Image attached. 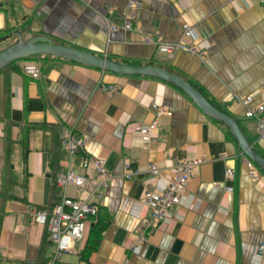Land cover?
<instances>
[{
    "label": "crops",
    "instance_id": "1",
    "mask_svg": "<svg viewBox=\"0 0 264 264\" xmlns=\"http://www.w3.org/2000/svg\"><path fill=\"white\" fill-rule=\"evenodd\" d=\"M127 1L0 0V8L7 11L11 31H23L24 37L43 36L96 57L180 76L236 119L264 158V142L234 99L253 95L251 106L264 100V0H139L132 29L124 31L119 27ZM4 16L0 29L6 28ZM185 26L192 33L184 40ZM147 34L165 43L183 39L198 53L164 56L145 42ZM24 62H34L41 78L26 76ZM15 66L0 72V193L10 196L0 197V264H43L44 226L35 215L62 197L55 176L64 166V152L53 138L56 126L72 129L84 143L79 155L103 159L110 178L96 203L108 223L93 250L82 256L96 220L88 216L84 239L54 264H264V254L255 257L257 247L264 246V172L252 162L259 178H250L238 143L223 123L156 78L104 72L51 56ZM101 86L116 92L106 94ZM153 105L167 112L156 115ZM154 121L158 128L145 142L135 128ZM195 157L205 162L188 182L180 205L138 253H131L148 214L141 202L144 189L163 187L173 166ZM126 164L140 173L126 177ZM149 165L160 175L149 176ZM228 169L234 171L230 180ZM79 171L89 179L84 187H66L72 199L84 198L102 181L91 168ZM53 255L51 242L45 264H53Z\"/></svg>",
    "mask_w": 264,
    "mask_h": 264
},
{
    "label": "built area",
    "instance_id": "2",
    "mask_svg": "<svg viewBox=\"0 0 264 264\" xmlns=\"http://www.w3.org/2000/svg\"><path fill=\"white\" fill-rule=\"evenodd\" d=\"M141 10L139 0H128L125 6L124 15L122 17L121 28L124 31L132 29V23L137 18ZM110 30H117L118 27L110 26ZM191 29L187 26L183 28V39L191 37ZM180 40L177 43H165L160 39H153L150 34L145 35V42L154 45L158 52L164 56H171L177 51H185L192 54H197L198 50L184 41ZM202 57V56H201ZM23 73L32 78L40 79L41 71L34 63L24 62L21 65ZM106 94H113L116 89L113 86H101ZM237 103L245 107V118L251 121L254 125V134L259 141L264 142V100L260 103L251 106L253 95H235ZM156 115H163L167 111L164 107L157 105L152 106ZM158 128L156 121L150 125H137L135 130L143 136V140L147 142L150 135ZM61 147L64 152V166L56 177V183L62 191L60 202L55 205L51 212H42L35 215V221L44 226L47 222L50 241L54 245L53 264L61 261L64 254L72 251L73 243L80 242L84 239L86 218L94 216L96 213L97 202L101 199V190L107 187V181L110 174L105 167L103 159L95 157H85L79 155V151L83 148L82 139L74 135L72 129H61L60 133ZM243 162L246 164L249 176L253 181L259 178L258 169L248 160L243 154L240 155ZM202 157H195L177 163L169 170L166 176L165 185L161 188H145L142 195V205L147 211V216L141 219L140 229L136 239L129 247L131 253H138L141 247L147 240V236L153 233L161 224L165 223L172 210L180 205L182 195L185 192L188 182L196 175L198 169L203 165ZM126 166L125 176L130 178L138 175V170H130L128 164ZM80 167L91 168L102 177L92 190L84 192L87 194L84 198L72 199L65 194L67 186L84 187L89 179L86 173L79 171ZM149 176L156 177L160 175V169L155 165L147 167ZM234 171L226 170L225 177L227 180L232 179ZM231 188H226L230 191ZM92 198L97 201H90ZM264 254V246L257 247L255 257H261Z\"/></svg>",
    "mask_w": 264,
    "mask_h": 264
},
{
    "label": "water",
    "instance_id": "3",
    "mask_svg": "<svg viewBox=\"0 0 264 264\" xmlns=\"http://www.w3.org/2000/svg\"><path fill=\"white\" fill-rule=\"evenodd\" d=\"M8 40L12 42L0 50V70L21 59L51 56L97 68L104 72L156 78L175 86L184 92L208 117L223 123L236 139L242 154L264 172V158L252 149L242 134L237 120L215 108L194 86L180 76L152 65H124L103 57H96L89 53L54 44L47 37H24L23 31L11 32L0 37V43Z\"/></svg>",
    "mask_w": 264,
    "mask_h": 264
},
{
    "label": "trees",
    "instance_id": "4",
    "mask_svg": "<svg viewBox=\"0 0 264 264\" xmlns=\"http://www.w3.org/2000/svg\"><path fill=\"white\" fill-rule=\"evenodd\" d=\"M6 12V13H5ZM0 13H4L5 14V19L6 21L8 20V15H7V11L5 9H2L0 8ZM5 34H8V33H11L12 31L9 30H5ZM3 34V36L5 35ZM24 36V35H23ZM30 59V58H29ZM29 59H23L24 61H27ZM19 61H16L14 63H12L11 65L7 66L6 68L0 70L3 71L9 67H13V69H17V67L15 66ZM60 133H61V130L58 126L55 127V130H54V135H53V138L55 139V141L57 142L58 146L61 147V139H60ZM62 149V147H61ZM63 151V150H62ZM56 177L57 175L55 176V180H56ZM4 193H0V197L2 198V200H4L6 197L9 198L10 196H7L6 197L3 195ZM59 203V202H58ZM55 206L54 205H51L49 207V209L45 212H47L48 214L51 212L52 208ZM95 223H93L92 225V233H93V236L91 238V242L88 243L87 247L85 248L84 252L82 253V256L84 258H87V256L91 253V251L93 250L94 246L92 245V243H97V240L100 236V234L104 231V229L106 228V224L108 223V219H106L104 216L100 215V210H99V206H97L96 208V213H95ZM47 238L48 241H46L45 239ZM49 244H51V241H50V237H49V232H48V229H47V222L44 224V241H43V246H42V250H41V253H40V260L42 261L43 264H45V261H44V254H45V251L47 250ZM47 264V263H46Z\"/></svg>",
    "mask_w": 264,
    "mask_h": 264
},
{
    "label": "rangeland",
    "instance_id": "5",
    "mask_svg": "<svg viewBox=\"0 0 264 264\" xmlns=\"http://www.w3.org/2000/svg\"><path fill=\"white\" fill-rule=\"evenodd\" d=\"M0 14H2V13H0ZM4 14V13H3ZM10 25H11V22H10V19L8 18V20L6 21V28L4 27L3 29H5V30H7V31H9V30H11L10 29ZM3 29H0V37H2L3 36V34H5V30H3ZM6 35V34H5ZM14 39V38H13ZM12 39V40H13ZM12 41L11 40H8V41H6V42H2V43H0V50L2 49V48H4L5 46H7V45H9L10 43H11ZM26 59H29V58H26ZM25 59V60H26ZM19 61H23V59H21V60H19ZM34 63V62H33Z\"/></svg>",
    "mask_w": 264,
    "mask_h": 264
},
{
    "label": "flooded vegetation",
    "instance_id": "6",
    "mask_svg": "<svg viewBox=\"0 0 264 264\" xmlns=\"http://www.w3.org/2000/svg\"><path fill=\"white\" fill-rule=\"evenodd\" d=\"M9 34V33H8ZM7 35V34H6Z\"/></svg>",
    "mask_w": 264,
    "mask_h": 264
}]
</instances>
